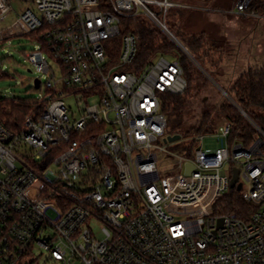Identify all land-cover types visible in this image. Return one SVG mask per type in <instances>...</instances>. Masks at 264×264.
Listing matches in <instances>:
<instances>
[{
	"label": "built area",
	"instance_id": "built-area-1",
	"mask_svg": "<svg viewBox=\"0 0 264 264\" xmlns=\"http://www.w3.org/2000/svg\"><path fill=\"white\" fill-rule=\"evenodd\" d=\"M21 1L36 11L17 13L14 0H0V23L16 16L0 42L30 36L37 44L26 58L47 76L39 97L47 104L18 133L0 121V264L36 250L53 264H264V134L256 128L249 147L235 142L213 152L203 149L205 135L192 134L190 155L169 152L162 96L186 92L183 69L165 56L132 69L139 36H121L123 20L144 17L192 58L165 20L170 9L190 6ZM250 1L237 0L225 14L256 16L246 13ZM230 132L222 120L208 135ZM228 166L239 170L237 192L251 206L246 220L219 206L232 190Z\"/></svg>",
	"mask_w": 264,
	"mask_h": 264
},
{
	"label": "trees",
	"instance_id": "trees-1",
	"mask_svg": "<svg viewBox=\"0 0 264 264\" xmlns=\"http://www.w3.org/2000/svg\"><path fill=\"white\" fill-rule=\"evenodd\" d=\"M197 1L199 5L178 10L207 14L211 13L212 9H219L225 16H234L225 14V11L230 9L228 7L230 0H214L211 4L202 0ZM215 4L218 5L215 7ZM246 13H254L257 17L264 18V0H251ZM166 25L202 69L210 77L215 78L210 70L212 66L220 63V60L216 61L212 58L211 53V50L216 48V41L207 39L204 33L183 34L178 31L173 21H166ZM129 32L139 36V46L131 65L132 69L137 71L154 57L168 55L176 56L183 69L187 83L186 92L183 95L162 96L161 111L168 125L173 122L168 126L169 135H183L187 139L192 134H213L222 120L231 123V132L227 138L229 145L239 142L249 147L259 137L256 128L264 134V65L246 67L237 75L230 87H224L228 98L225 97L216 104H207L203 94L207 84L209 85L206 76L184 53L180 56L175 53L179 51L178 48L158 27L144 17L123 20L121 36ZM116 41L119 43L120 37ZM46 104L47 101L43 98L22 100L14 97L0 98V121L8 131L18 133L23 129L24 119L34 112H41ZM184 124L186 128H183ZM191 149V144L185 146L186 152L182 151L181 155H190ZM261 153L264 155V144ZM219 206L222 212H233L243 220H246L251 210V206L241 200L240 193L233 189L221 200ZM28 254L22 255L17 262L24 264L22 260L29 256ZM27 264H35V262L33 260Z\"/></svg>",
	"mask_w": 264,
	"mask_h": 264
},
{
	"label": "rangeland",
	"instance_id": "rangeland-1",
	"mask_svg": "<svg viewBox=\"0 0 264 264\" xmlns=\"http://www.w3.org/2000/svg\"><path fill=\"white\" fill-rule=\"evenodd\" d=\"M174 3L191 7L199 5L197 0H171ZM207 4H211L214 0H202ZM237 0H230L228 7L232 8ZM218 5V4H217ZM215 4V7L217 6ZM13 7L17 13L24 8L35 7L31 3H24L21 0H14ZM15 14L8 16L3 23H0V31H6L15 20ZM166 21H173L177 25L179 32L183 34L204 33L209 40H215V47L211 50L212 58L216 61L220 60L218 65L211 67V72L215 78L210 77L197 61L192 57L189 59L196 67L204 73L209 83L204 91V101L207 104H216L223 101L224 96L221 91L224 87H230L237 75L249 66L264 65V18L256 16H225L219 9H212L211 13L202 14L192 11L178 10L177 8L170 9L165 17ZM168 23V22H167ZM108 45V44H107ZM37 44L31 42L26 36H16L5 39L0 42V72L5 75V78L0 80V98H16L29 99L39 98L44 93V83L47 76L37 72L27 61L26 55L36 49ZM111 52L114 51L113 46H108ZM179 56L183 52L178 48ZM168 60L173 61L176 56H165ZM49 66L54 73V79H60V72L53 60H48ZM40 78L42 87L34 89L33 81ZM220 83V84H219ZM228 98V96H226ZM66 104L75 109L73 99L65 100ZM167 122V121H166ZM172 121L167 123L166 134H168V126L172 125ZM186 125L184 124V127ZM183 134L184 131L182 130ZM191 142L184 138L183 135L176 142L168 143V151L174 154L181 155L185 146ZM203 149L213 152L216 149L227 147V139L219 135H205L203 138ZM186 152V151H184ZM232 166H228L226 172L231 174ZM248 189V184L244 183V190ZM95 231L99 230V225H93ZM46 251L40 254V251H35L34 255H30L22 260L27 264L34 260L35 264H53L46 261ZM19 264V262H17Z\"/></svg>",
	"mask_w": 264,
	"mask_h": 264
},
{
	"label": "water",
	"instance_id": "water-1",
	"mask_svg": "<svg viewBox=\"0 0 264 264\" xmlns=\"http://www.w3.org/2000/svg\"><path fill=\"white\" fill-rule=\"evenodd\" d=\"M178 45L184 49V46L177 40ZM186 51V49H185ZM188 53V52H187ZM34 84V88L38 89L39 88V80L38 78H36L33 81ZM180 139V135H172V136H167L165 141L172 143V142H176ZM187 171L186 173H188L191 170V166L190 165H186ZM238 177H239V170L237 168H233L232 169V174H231V179H230V188L231 189H236V191H239L241 189V184H237L238 181ZM219 222L221 223V220H219Z\"/></svg>",
	"mask_w": 264,
	"mask_h": 264
}]
</instances>
